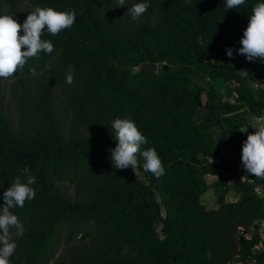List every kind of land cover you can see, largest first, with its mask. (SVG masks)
Segmentation results:
<instances>
[{
	"label": "trees",
	"instance_id": "1",
	"mask_svg": "<svg viewBox=\"0 0 264 264\" xmlns=\"http://www.w3.org/2000/svg\"><path fill=\"white\" fill-rule=\"evenodd\" d=\"M140 2L150 7L133 20L128 8ZM258 3L264 0H245L229 10L226 0H125L123 7L119 0H0V14L13 15L21 25L37 6L77 13L74 25L58 35L45 29L42 39L53 43L52 53L30 58L6 79L22 89L14 97L20 124H13L0 95V207L18 176L27 181L21 169L36 177L35 198L11 210L25 231L13 235L17 247L10 264H53L64 247L69 261L59 264L264 260L257 249L264 225V197L257 190L264 189V178L241 181L240 173L247 140L241 114L264 112V90H249L264 81V60L249 62L238 52ZM144 63L160 67L136 73ZM68 65L74 66L70 85ZM188 72L209 80L213 101L204 122L196 120L201 98ZM222 87L238 96L233 103L217 99ZM117 118L136 123L148 141L141 152L156 149L162 176L144 172L139 153L148 182L131 167L115 168L110 149L117 143L111 127ZM212 127L238 154L231 163L211 161L222 157ZM208 175L221 189L212 209L202 203ZM230 181L236 202L226 201ZM249 228L255 231L246 237L242 230Z\"/></svg>",
	"mask_w": 264,
	"mask_h": 264
},
{
	"label": "clouds",
	"instance_id": "2",
	"mask_svg": "<svg viewBox=\"0 0 264 264\" xmlns=\"http://www.w3.org/2000/svg\"><path fill=\"white\" fill-rule=\"evenodd\" d=\"M124 3L125 0H119L121 7ZM244 3L245 0H226V7L229 10L236 9ZM149 7L147 2L136 3L128 8L127 13L133 20H139ZM76 17L75 10L57 11L52 7L37 6L21 25L13 15L0 14V79L11 78L21 72L28 60L38 57L39 53H52L53 43L42 39L45 29L51 35H58L62 30L71 28ZM21 31L23 35L20 34ZM240 45L239 54L245 56L249 62L264 60V3L253 7ZM226 51L230 58L233 57V49ZM67 68L66 83L70 85L74 81V66L68 65ZM31 71L35 74L34 68ZM111 127L115 130L117 142L116 147L110 149L111 161L116 169L125 170L131 167L138 176L141 168L137 156L139 153L144 160V172H150L157 178L164 174L162 160L154 147L141 152V145L148 141L133 120L117 118ZM241 160L245 172L255 178H264V124L259 125L254 134L247 136L242 146ZM21 172L28 176L27 181L22 182L18 176L3 193L4 204L0 207V264H10V257L17 247L13 235L22 237L25 231L24 225L11 210L16 207L23 208L26 201L36 196L32 187L36 183V177L30 175L27 168L21 169ZM247 179L242 177L241 181Z\"/></svg>",
	"mask_w": 264,
	"mask_h": 264
},
{
	"label": "rangeland",
	"instance_id": "3",
	"mask_svg": "<svg viewBox=\"0 0 264 264\" xmlns=\"http://www.w3.org/2000/svg\"><path fill=\"white\" fill-rule=\"evenodd\" d=\"M159 67L160 66L158 65V69H159ZM189 75L193 80V85H192L193 92L195 94H200V98H201V106L198 109V115L196 117V120L199 122H204V121H206V119H205L206 116L211 114V109L208 106V104L211 101H213V99H212L213 96L211 93L209 80L205 79L204 77L194 75L192 73H189ZM228 84L230 85L231 89H235L237 87V85L234 83H228ZM260 88L264 90V81L263 80H261L257 84H252V86L249 87V90L252 89V92L257 95L259 93ZM28 89L30 90L31 87H29ZM219 90H220L219 96L217 99L221 98L223 100V102L226 101V102L233 103L234 100L238 97L237 95L230 96L229 91L226 87L219 88ZM14 91H17V93L14 94L13 93ZM21 91H22V89L16 87L15 82L8 81L6 79H0V95L2 97H4V100H5L4 104H5V107L7 108V110H6L7 114L11 118H13V120H14L13 124H15V125H18L21 122H19L20 114L15 110L14 97L16 95H19V93ZM241 115H242V118L245 119L246 123H247V127L242 128V130L247 131V132L243 133L245 138H247V136L249 135V128L251 129V131L255 132V129L258 128L259 125L264 124V112L262 113L261 117H255L252 115H244L243 113ZM210 131H211L212 135L214 136V138L216 139V142L222 151L221 159L220 158L211 159V161L212 162L225 161L227 163H231L234 159H236L238 157V154L235 153V150L233 147H230L228 145V143L226 142V140L222 136L220 130H217L216 128L212 127V128H210ZM240 173L243 177L251 178V176L247 172L244 171L242 161H241ZM138 176L142 180H144L145 182H148V178H146L142 172H139ZM206 179H207V183L209 185V189H208L207 193L204 195V197L202 199V203L204 206H206L209 209L216 208L218 206L219 195L221 193V189H216L213 185L215 183V181L217 180V178L215 176L208 175L206 177ZM229 184H230V191H229V194H227L226 201L227 202H236V201H238V195H237V192L234 190V183L232 181H230ZM257 191H259L258 193L261 197H264V189H258ZM156 197H157L158 202L162 203V197H161V194L159 192L156 193ZM161 214L163 217L166 216V209L164 206H162ZM163 227H164V225H163V223H161L158 225V228H157L159 235L162 237L164 236L163 235ZM254 231H255L254 228L242 230V232L244 233V235H246V237H251L254 234ZM260 233L262 234L263 241L259 245L258 250L264 251V225L261 227ZM77 244H79V243H77ZM77 244H75L74 246H76ZM68 250H69L68 248L67 249L65 247L62 248L61 251L59 252L56 260L53 262V264H55L56 262H57L56 264H59L60 262H62L64 260L69 261L68 255L71 252H68ZM258 250H256V251H258ZM71 251H73V250H71Z\"/></svg>",
	"mask_w": 264,
	"mask_h": 264
},
{
	"label": "water",
	"instance_id": "4",
	"mask_svg": "<svg viewBox=\"0 0 264 264\" xmlns=\"http://www.w3.org/2000/svg\"><path fill=\"white\" fill-rule=\"evenodd\" d=\"M158 71V65L153 63H144L141 64L137 69L136 73H144V72H157ZM259 264H264V260L261 259L259 261Z\"/></svg>",
	"mask_w": 264,
	"mask_h": 264
},
{
	"label": "crops",
	"instance_id": "5",
	"mask_svg": "<svg viewBox=\"0 0 264 264\" xmlns=\"http://www.w3.org/2000/svg\"><path fill=\"white\" fill-rule=\"evenodd\" d=\"M259 189H263V188H259ZM258 192H259V191H258ZM258 248H259V246H258ZM258 248H257V249H258Z\"/></svg>",
	"mask_w": 264,
	"mask_h": 264
}]
</instances>
